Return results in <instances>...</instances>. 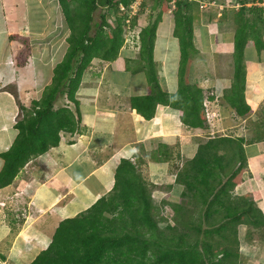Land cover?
<instances>
[{"label": "crops", "instance_id": "1", "mask_svg": "<svg viewBox=\"0 0 264 264\" xmlns=\"http://www.w3.org/2000/svg\"><path fill=\"white\" fill-rule=\"evenodd\" d=\"M27 1L0 0V12L3 13V18L0 17L3 25L0 49L4 47L6 51V54L0 51V172L4 166L1 154L9 150L19 134L17 122L24 119L32 103L42 97L53 81L54 73L51 76L45 74L39 62L52 61L59 55L63 60L69 46L68 28L69 32L62 35L65 37L48 43L46 50L34 43L23 53L24 41L26 48L27 38L32 35V30H36L27 16ZM204 13L199 7L194 10L196 52L189 59L186 83L201 88L205 97L211 100V109L226 118L230 116L234 122L232 124L227 118L222 125L229 121V127L242 128L254 117L260 105H264V71L258 69L264 60L245 58V98L251 111L241 116L224 97L234 76L237 24L227 12L221 16L214 11ZM170 14L173 13L164 14L157 27V37L167 38L161 49L163 55H157L156 38L153 58L162 89L172 94L179 87L181 50L179 39L174 35L175 18ZM48 30L54 29H41L35 35L42 37ZM169 37L178 42L173 55L170 54ZM62 41L65 45L60 50ZM253 44L250 41L246 49L255 47ZM134 52L123 46L113 61L94 59L83 74L76 100L67 97L68 105L62 104L64 94L58 95L54 108L69 107L74 112L76 126L61 130L58 145L29 159L13 182L0 188V203L7 204L1 205V210L7 209L14 215L11 216L12 224L8 223L10 226L0 221V258L5 256L0 259L1 264L6 261L29 264L49 246L62 220L87 211L102 197L114 195L116 172L122 160L135 165L139 179L145 182L154 197V191L163 183L171 180L170 186H175L174 179L170 178L174 161L188 162L195 156L200 143L215 137L216 132H222L216 130L221 120L215 116L211 120L204 119V127H190L183 123V111L169 104L158 103L151 118L133 108V96L152 91L149 78L145 76L147 62L139 54L140 46L139 55ZM133 63L138 65L133 66ZM250 63L253 64L251 70ZM55 67L53 65L51 69L54 71ZM137 74L142 77L137 79ZM208 87H213L211 95L207 93ZM201 113L204 118V106ZM244 147L246 160L235 179L234 195H248L264 212V140L245 143ZM17 200L20 202L16 204ZM12 225L19 226L16 234Z\"/></svg>", "mask_w": 264, "mask_h": 264}, {"label": "trees", "instance_id": "2", "mask_svg": "<svg viewBox=\"0 0 264 264\" xmlns=\"http://www.w3.org/2000/svg\"><path fill=\"white\" fill-rule=\"evenodd\" d=\"M132 1L59 0L70 28L68 50L56 65L53 81L42 98L33 102L34 112L28 111L17 122L19 134L15 142L1 154L4 166L0 172V188L12 183L29 159L58 145L61 130L75 128L74 112L67 106L54 109V102L59 93L76 100L83 74L94 59L113 61L119 56L125 44L124 24L128 15L116 12H120V3L128 6ZM237 1L241 7L235 13L234 76L224 97L243 116L251 111L245 98V50L250 41L260 53L264 50V7H248L250 0ZM170 2L155 0L153 8L162 5L167 8ZM146 4L142 2L141 7ZM105 7L113 10L112 17L116 15L114 24L109 22L106 11L99 23L94 22V12ZM196 7H199L196 0L175 3L174 35L179 39L181 50L180 80L175 93L162 89L153 58L161 12L151 25L141 29L139 54L147 62L152 91L133 96L132 106L146 118L153 117L157 104L163 103L181 109L186 125L205 126L201 113L205 94L201 88L187 84L185 78L190 56L196 52ZM131 21L136 25L137 17ZM261 140H264V131H258L250 139ZM247 141L245 136L230 134L210 137L200 143L195 156L183 165L177 176V183L183 185L181 196L183 200L194 199L201 204L198 216L182 210L186 207L181 203L172 204L175 220L183 230L178 231L171 223L167 225L170 233L160 229L154 216L157 207L153 196L139 179L135 165L124 159L117 168L115 194L102 197L80 215L62 220L49 246L29 264H240L239 225L258 229L264 226V212L255 201L248 195L236 196L231 192L246 160L244 144ZM233 144H236L235 151L222 152Z\"/></svg>", "mask_w": 264, "mask_h": 264}, {"label": "rangeland", "instance_id": "3", "mask_svg": "<svg viewBox=\"0 0 264 264\" xmlns=\"http://www.w3.org/2000/svg\"><path fill=\"white\" fill-rule=\"evenodd\" d=\"M138 1H140V2L146 1L147 4L144 7H140V10L134 16V17H137L136 25L133 26L132 21L130 24H128L127 22H125V24H124V28H125V30H124V37H125L124 46L132 48L133 51H135L134 54H136L137 56L139 55L138 54L139 46H140L139 36H140L141 29L144 28L145 25H151L154 22V20L156 19L157 15H159L160 12L162 14L161 16H164V14H167L169 12V9H170V5L167 8L163 7V5L161 7H159L158 9L153 8L155 0H138ZM223 1L226 3H229L231 0H223ZM207 2H208V0H207ZM207 2H204L205 6L203 8L199 7V9H201L202 11L205 12L204 14H206L207 11H210V12L214 11V13L221 16V13L227 12L228 14H230L229 17H232V19L233 18L235 19V15H236L235 13H237L238 8H234V7L228 8L227 7L223 10V9H220L219 6L216 5L217 6L216 10L215 9L213 10L214 7L210 6ZM27 3H28L27 4V6H28V13H27L28 19L30 21V25L33 28H35L36 30H34V31L32 30L31 31L32 35L29 38H27L28 43H27L26 48H25L26 40L24 41V48H22L23 53L28 52L29 48L34 43H39V45L42 46L43 48H45V50H46L48 48V45H49L48 43H51L52 41H54L58 37H62V35L66 31H67V33L69 32V30H68L69 27L66 25L67 23L65 20V16L63 15V9H62L58 0H29V1H27ZM196 9L198 10L197 7H196ZM227 10H231V11H227ZM105 11L107 12L109 22L111 24H114V22H115L114 16L116 17V15H114L112 17L110 15V13L113 10H111V9L107 10L106 7L105 8H99L94 12V22L99 23L102 19L101 15ZM173 11H175V10L173 9ZM116 14L121 15L122 13L116 12ZM2 15H3V13L1 11L0 17H2ZM170 15H171L170 17L175 18V13L170 14ZM263 16H264V13H263ZM28 25H29V23H28ZM50 28H52L54 30L53 31L48 30L47 33L45 32L46 34L42 37H38V35H35L36 31H41V29H50ZM0 29H3L1 19H0ZM67 33H66V35H67ZM64 37H62V38H64ZM156 38H157L156 44L158 47L157 55L160 57V55H163V51L161 49H162V46L166 43L167 38H160L157 36H156ZM263 38H264V36H263ZM168 39H169L168 43L171 45L170 54L173 55L174 51L175 50L177 51L178 42H177V40L174 39V37H169ZM253 43L251 41V44H253ZM0 45H3L2 42H0ZM63 45H65V42L61 43L60 48H59L60 50L63 49V47H64ZM3 48L0 49L1 54L2 53L6 54V51L3 50ZM245 58H246V60L247 59L249 60L251 58L252 61H255V58H258L256 60H260V59L264 60V50L260 53L256 47H253V46L248 47L245 50ZM180 59H181V56H180ZM47 60L48 59H46V60L44 59L43 61H40L39 66L41 67V70L45 74H48L49 76H51L52 73H54V71L51 69V67L53 65H57L58 62H60L62 60L61 55H59L58 57H56L52 61L48 60V63H47ZM132 65L136 66L138 64L133 63ZM187 66H189V64H187ZM249 66H250V70H251V68L253 67V64L250 63ZM179 67H180V64H179ZM170 68L171 67L169 66V70H170ZM260 68L263 69V71H264V64L261 65L260 67H258V69H260ZM258 69L256 68V70H258ZM256 70L254 72L256 74H258ZM178 72H179V70H178ZM254 72H251V74L255 75ZM171 73H172V71H171ZM145 74H147L145 76H148V71L146 68H145ZM141 77L142 76L139 74L136 75L137 79H140ZM177 80L178 81L180 80L179 73H178V79ZM151 87H152V85H151ZM212 91H213V87L207 88V93L209 95H211ZM43 95H44V93H43ZM61 97H63V99L61 100L62 104L68 105V101L66 100L67 99L66 94H64V96L62 95ZM40 99L38 98V100H40ZM249 99L251 100L250 97H249ZM33 107L34 106L32 103V105L29 108V112H31V113L34 112ZM38 107L39 106H37V108ZM263 109H264V105H260V107L258 108L254 117L250 118L247 121V123L244 124V126L242 128L241 127H235V126L233 128L229 127V125H231V123L232 124L234 123L232 121V119L230 118V116H228L227 118H230L231 123L228 121L229 124H226L225 126L222 125L221 123H224L223 120L227 121V118L222 116L221 114L220 115L216 114L215 117H217L218 119L221 120L218 128L216 126V130L219 129L222 132L221 133H218V132L215 133L214 132L215 135L218 136V135H221L222 133H225L226 135H228V134L236 135V136L242 135V136H245L248 138L249 141H247L246 143L251 142L250 139L252 137H254L257 130L258 131H264ZM204 119L207 121L205 114H204ZM211 135L212 134H210L208 136H211ZM201 140H203V139H201ZM235 150H236V144H233V145L228 146L226 148V150H223L222 152L226 151V153H227V151H228L230 153L231 151H235ZM186 162H187V160L179 162L180 164L175 162V161L172 163L173 174H170L171 175L170 178L174 179L173 180V183L175 184L174 187L170 186L169 182L171 180H169V182H167V183L165 182L162 185H160V189H157L156 191H154L155 196L153 197V200H154V203L157 207L154 210V216L156 217L157 221L159 222L160 229L165 230L166 233L171 232V230L167 228V225L169 223L174 225V227L177 228L178 231L183 230L182 225L180 223H177V221L175 220L174 216L176 213L173 209L172 204H174V203L183 204V206H185L186 208L182 209V210H184L185 212L188 211V214L192 213V215H194V216H198V214L200 213L201 204H199L194 199L183 200L184 198H182V196H181V191L183 189V186H181V185H179V183L175 182V179L178 175V172L182 170L183 165ZM231 192L233 195L236 193L234 188L232 189ZM19 202H20V200H17L16 204ZM1 205L2 204H0V221H2L3 224H8V223L10 224L11 223L10 221H12L11 216H14V215H13V213L11 214L10 212H8L7 209L1 210V207H3ZM6 205L7 204H4V206H6ZM22 215H24V214H22ZM207 225H208V223L205 222L204 226L207 227ZM18 227H19L18 225L17 226L12 225V227H11L12 231H15V234H16ZM20 229H23V227L20 226ZM238 238L240 240V245H239V250H240V254H241L240 264H264V226L261 227L260 229H258V228H253L251 226H248L247 224H241L238 227ZM214 239L216 240L217 238L215 237ZM242 242H243V244H242ZM221 246H223V244H220V247ZM233 247H236V244H233ZM9 263H12V261H6V263L4 262V264H9Z\"/></svg>", "mask_w": 264, "mask_h": 264}, {"label": "built area", "instance_id": "4", "mask_svg": "<svg viewBox=\"0 0 264 264\" xmlns=\"http://www.w3.org/2000/svg\"><path fill=\"white\" fill-rule=\"evenodd\" d=\"M176 1L177 0H171L170 9H169L170 13H174L173 9H175ZM196 1L199 3L200 8H203L205 6L204 2H207V0H196ZM207 3L210 6H213L215 8L217 6H219V8L223 9V10L227 7L228 8L229 7H234V8H240L241 7V3H239L237 0H231L229 3H226L223 0H208ZM141 5H142V2H140L138 0H133L128 6L125 5L124 3H120V7H119L120 12L122 14L128 15L125 22H127L128 24L131 23L132 17H134L138 13ZM246 5L247 6H252V5L264 6V0H250V2H248ZM210 104H211V100L209 98L205 97V99L203 101V106H204V114H205L207 120H211V118L216 115V113L211 109ZM0 204L4 205L5 203H0Z\"/></svg>", "mask_w": 264, "mask_h": 264}]
</instances>
